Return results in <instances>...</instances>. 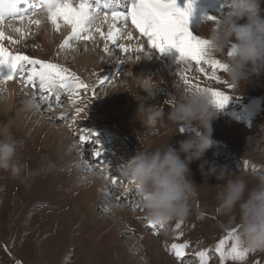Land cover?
<instances>
[{
  "label": "rangeland",
  "instance_id": "obj_1",
  "mask_svg": "<svg viewBox=\"0 0 264 264\" xmlns=\"http://www.w3.org/2000/svg\"><path fill=\"white\" fill-rule=\"evenodd\" d=\"M132 1L121 0L120 5L126 8L120 12H128ZM216 2L223 4L224 8L217 5L218 8L214 9V6L194 0V12L190 17L193 21L189 24L193 35L206 36L208 28L215 23L207 17L218 19L226 13L228 0ZM187 3L188 0H177V7L185 8ZM261 8L264 9V4ZM35 10V15L29 17H39L42 22L28 29L25 25L23 31H27L19 50H15L18 43L7 48L13 53L58 63L76 73L90 88L79 91L80 99L76 104L67 91L60 89L59 94L63 91L66 95L56 103L57 97L53 98V93L50 109L49 106L44 107L39 99L45 93L40 94L38 88L27 87L20 74L5 80L19 83L25 91L33 92L30 98L37 101L38 109L29 111L28 118L23 110L10 102L8 90L0 82V128L8 127L16 139L24 142L19 160L31 169H39L38 175L25 176L22 173L19 177L0 171V264H201L197 255L201 251L206 253L207 264H264V252H249L243 260H232L230 257L222 259L216 251L217 244L228 237L232 229H236V235H239V227L222 215L217 207L216 197L222 182L214 176L201 174L199 165L202 160L190 165L192 179L199 185L198 195L191 201L190 214L162 227H149L140 207V197L130 186V181L120 174V169L140 149L166 147L169 143L178 148L180 141L203 133L195 123L178 129L177 125L165 120L148 127L137 118L140 103L163 107L165 112L171 109L180 89H188L181 79V69L186 65L175 59L173 61L179 65L175 72H171L173 68L168 74L155 76V79L147 71L142 85L135 78L128 77L136 61L134 49L121 56V50L112 44L108 45L110 52H104L102 62L107 63L108 56L114 60L121 57L122 64L113 67L107 63L109 69L104 72L97 65L86 67L81 61L84 63L86 58L91 61L98 55L94 47L89 45L87 48L86 42L81 44L83 40H79L71 42V47L61 48L60 45L70 36L69 25H61L60 31L55 33L59 40L57 44L49 39L44 42L41 31L46 19L44 21L43 18L49 13L43 6L35 7ZM10 21L13 23L15 19ZM101 30L106 34L108 27L101 26ZM61 31L67 35H60ZM93 35H97V39L100 34L94 31ZM106 41L94 42L102 48ZM118 43L123 44L124 41L121 39ZM147 48L142 54L144 59L155 51L150 45ZM166 54L173 59L172 52ZM154 55L159 59L166 58L161 53ZM226 56L227 53L214 55L224 63ZM204 67L210 70L209 65ZM0 70L5 76L9 72L6 66ZM172 74L174 77L171 78ZM186 74L193 83L213 87L230 97L223 108H218L217 116L212 120L213 143L203 159L227 166L233 175L250 180L254 175H264V67L258 65L247 83L238 86L229 81L226 72L222 73L226 83L209 80L203 73L195 71ZM153 85L169 88L161 93L156 89L149 95ZM127 107L131 110L122 112ZM76 108L84 109L79 116ZM62 114L67 119L61 120ZM85 130H91V134ZM82 135L88 136V143L80 140ZM113 145L117 154L116 158L114 155L110 157L117 164L113 163L108 168L106 163H101L104 158L93 160L97 152L94 148L98 150L95 146L106 152ZM97 170L106 172L102 178L111 186L110 191L102 192V183L93 176ZM108 177L117 178L118 183L113 185ZM57 202L61 205H56ZM133 204L138 207L134 208ZM177 224H180L179 228ZM172 243H188L182 260L175 257L170 248ZM234 243V238L227 239L224 251L230 250Z\"/></svg>",
  "mask_w": 264,
  "mask_h": 264
},
{
  "label": "clouds",
  "instance_id": "obj_2",
  "mask_svg": "<svg viewBox=\"0 0 264 264\" xmlns=\"http://www.w3.org/2000/svg\"><path fill=\"white\" fill-rule=\"evenodd\" d=\"M262 4L264 0H228L226 13L202 37L209 41L210 55L227 53L226 75L233 85L246 84L258 65L264 67ZM24 105L29 111L38 109L33 98L26 99ZM217 112L214 98L196 88L182 89L167 112L163 107L140 103L137 118L144 126L153 127L167 120L179 129L195 123L203 133L180 141L178 148L169 143L166 147L140 149L124 164L120 174L130 181L140 197V207L148 221L163 226L190 214L191 201L199 188L192 179L190 165L202 160L201 174L222 182L216 197L217 207L238 225L241 246L249 252H264V175H254L250 180L233 175L227 166L203 159L212 147V120ZM23 148L24 142L16 139L8 127L0 128V171L16 177L22 173L38 175L39 169H31L19 160Z\"/></svg>",
  "mask_w": 264,
  "mask_h": 264
},
{
  "label": "snow or ice",
  "instance_id": "obj_3",
  "mask_svg": "<svg viewBox=\"0 0 264 264\" xmlns=\"http://www.w3.org/2000/svg\"><path fill=\"white\" fill-rule=\"evenodd\" d=\"M26 3H28V0H0V25L3 24L6 18L23 20L25 16L35 15L36 10L31 5L27 8L20 7V5ZM193 4L194 0H188L185 8H179L177 7V0H134L127 13L113 11L110 14L98 15L93 10L89 0H78V3H76V0H42V6L47 8L49 20L57 31L61 27V21L71 28V34L60 45L61 48L71 47L73 41L92 40L95 31L102 38L127 53L129 48L119 44L118 41L124 39L125 36L129 40L133 39L132 32L125 31L130 21L140 35L147 38V42L153 50H158L163 54L173 48L176 49L180 54L179 60L186 65L185 68L181 69V79L186 87L206 91L214 98L216 106L223 108L230 98L229 95L213 87H201L199 83H193L186 74L189 71H195L203 73L209 80L219 83L227 82L222 79V73L227 71V64L210 55L208 52L209 41L193 35L189 29ZM101 16L103 19L98 24L97 20H100ZM207 19L215 22L217 18L209 16ZM29 22L36 25L41 23L40 20H30ZM104 23L108 24L106 34L101 30V25ZM9 27L11 26L9 25ZM13 30L23 32L21 28H14ZM5 39L18 43V41H13L12 37L6 36L3 30H0V41ZM104 50L110 52L107 44H105ZM143 50V46L135 49L137 52ZM229 55H231V52H229ZM204 65H209L210 70L206 69ZM5 66L9 69V72L6 76L0 72V82L11 80L17 74H20V78L27 85L38 88V91L42 93H48L58 85L67 91L73 104H76L80 99L79 91L81 89L87 90L90 88L76 73L70 72L68 68L60 64L13 53L3 43H0V68ZM25 71H27L26 77L24 76ZM218 72L221 75H218ZM39 99L48 101V106L51 109L52 101L48 95H41ZM83 110V108H76V115L79 116ZM60 119L65 120L67 117L62 114ZM85 131L91 134V130ZM80 140L84 143L89 142L88 136L84 135L80 137ZM99 155L100 151L97 150L96 156ZM108 178L112 180L113 185L118 183L117 179ZM125 195H127V192ZM121 202H123L122 198ZM133 207H138V205L133 204ZM149 227L156 228L157 225L149 222ZM179 227L180 224H177V228ZM236 231V229H232L228 237L217 244L216 251L220 253L222 259L230 257L232 260H243L248 255L249 251L241 246ZM229 238H234L235 243L230 250L225 252L224 245ZM187 247L188 243H172L170 246L178 260L185 257ZM197 255L201 259V264H207L205 252H198Z\"/></svg>",
  "mask_w": 264,
  "mask_h": 264
},
{
  "label": "bare ground",
  "instance_id": "obj_4",
  "mask_svg": "<svg viewBox=\"0 0 264 264\" xmlns=\"http://www.w3.org/2000/svg\"><path fill=\"white\" fill-rule=\"evenodd\" d=\"M40 1V3H42V0H39ZM77 1V0H76ZM128 1H132V0H128ZM217 0H208V2L206 3L209 7H213L214 6V9H215V6L218 8V6H217V2H216ZM34 2H36L35 0L31 3V4H33ZM133 3H134V1H132ZM77 3V2H76ZM223 4H221V6H222ZM132 6V5H131ZM20 7L22 8V5H20ZM41 7V6H40ZM39 7V8H40ZM108 10H115V8H116V10L115 11H120L121 10V6H117L116 4H113V3H110V4H108ZM126 7H123V9H125ZM131 8V7H130ZM130 8H129V6H128V8L127 9H129L130 10ZM181 8V7H180ZM216 8V9H217ZM126 9V10H127ZM221 9V8H220ZM194 12V11H193ZM217 12H220V10H218ZM124 13H127V12H124ZM215 14H218V13H215ZM46 16H45V18H43V20L44 19H46V23H45V27H44V29L41 31V36L43 37V40H44V42H46L48 39L50 40V42L52 43V41L53 42H56V44L58 43V38H57V36H55V33L56 32H58L55 28H54V26H53V24L51 23V21L49 20V16L47 15V14H45ZM191 16H193V15H191ZM103 19V17H101L100 18V20H97V23L98 24H100L101 23V20ZM10 20H12V19H10ZM10 20H7V19H5V21L3 22V24L2 25H0V30H4V32H5V34H6V36H10V37H12V40L13 41H18V44H16L17 46H16V48H15V50H19L22 46H21V44H20V42H21V40L23 39V37L25 36V30L26 29H28V28H30L31 26L32 27H34V24L35 23H30L29 21L31 20V21H35V20H40L41 22H42V19H40L39 17H29V16H25V18L23 19V20H21V19H19V18H16L15 19V21L12 23ZM45 21V20H44ZM191 21H193V20H190V22ZM28 24H29V26H28ZM60 24L61 25H64V26H66V24H64L63 22H60ZM190 24V23H189ZM9 25L11 26V27H9ZM25 25H26V29L23 31V32H16V31H14L13 29L14 28H21L22 30L24 29V27H25ZM191 25V24H190ZM101 26H106V27H108V24L107 23H104V24H102ZM41 30V29H40ZM27 31V30H26ZM60 31V30H59ZM68 31V30H67ZM126 32L127 31H131L132 32V35H133V39L132 40H129V39H127V37L125 36V38L124 39H122L123 41H124V43H123V45H125L126 47H128L129 49H134L133 50V58H134V56L136 57V61L133 63V65H132V67H133V70L131 71V73L129 74V78L130 77H133V78H135V80H137L138 82H140L142 85L143 84H145L144 82L146 81L145 80V74L147 73V71H150L151 72V74H150V76H151V78H154L155 76H159V75H161V74H168L169 73V70H171V69H173L174 71H171V72H175V70H176V68H178V66L175 64L176 63V61H173V60H175V59H179V55L180 54H178L177 55V53H178V51L176 50V49H171V50H169V51H167V52H172L173 54H174V56H173V59H170L171 58V56L169 55H167L166 53H163V55H165L166 56V58L165 59H159V58H157V56L156 55H154V54H156V53H160L158 50H155V51H153V52H150L149 54H147V58H142V54H143V51H145V47L147 48V45H149L148 44V42H147V38L146 37H143V36H141L140 35V33H139V31L137 30V29H135V27L133 26V25H131V23H130V21H129V26H128V28L125 30ZM61 34L60 35H64V36H66L67 34H65L64 32H60ZM34 34V33H33ZM70 34H71V32H70ZM97 35H94V39H92V40H87V41H82L81 42V44L82 43H85L86 42V47L88 48L89 47V45H91V46H93L94 47V49L96 50V52H98V55H95V56H93L92 58H91V61H89V59L88 58H86L85 60H84V63H82V61H81V64H83V65H85L86 67H88V65H97L98 66V68L102 71V72H104V71H106L107 69H109V67L108 66H106V64L108 63V64H110L111 66H113V67H116V65H120V64H122L123 63V61H122V58L121 57H119L117 60H114L112 57H110V56H108L109 58L107 59V63H103L102 62V59H103V55H104V52H105V45L101 48V47H99L98 46V44H95V42L94 41H96V40H100V43L101 42H103L104 40L106 41V39H104V38H102L101 37V35H99V37H97V39L95 38ZM38 39L40 38V37H37ZM66 38V37H65ZM67 38H68V36H67ZM109 41H106V43L105 44H107V45H112L111 44V42L110 43H108ZM0 43H3L4 44V46L5 47H11L12 45H13V42L12 41H9V40H7V39H5V40H3V41H0ZM140 46H143L144 47V50L143 51H141V52H137V51H135V49L136 48H139ZM116 49H118V47L116 46L115 47ZM147 49H149V48H147ZM151 50H153V49H151ZM150 50V51H151ZM125 52H123V51H120V54H121V56L122 55H125L124 54ZM75 58V62L77 63V61H76V57H74ZM134 60V59H133ZM164 62V63H161V62ZM125 62V61H124ZM128 64V62L126 63V65ZM130 64V63H129ZM76 65V64H75ZM131 65V64H130ZM130 65H129V67H130ZM163 65V66H162ZM126 67V66H125ZM168 67H170V69H168ZM0 72H1V70H0ZM152 73H155V75H152ZM175 74V73H174ZM174 74H172V75H170V77L172 78V77H174ZM176 76V75H175ZM148 77V76H147ZM155 79V78H154ZM165 83V82H164ZM168 83V82H167ZM3 86H4V88H6L7 90H8V96H9V100H10V102L11 103H13V105L16 107V108H20L21 110H23L24 111V114H27V116L26 117H30V112H29V110H27L26 108H25V105H24V102H25V100L26 99H28V98H30L31 96H33L32 94H33V92H27V91H25L24 89H22L21 87H20V85H19V83L18 84H16V83H14V82H12V81H5V82H3V83H1ZM173 84V83H172ZM168 87V86H167ZM166 86H164V88H163V86L161 85V86H154L153 85V88L151 89L152 91H156V89H158L159 90V93H161V91H163L165 88H167ZM169 88V87H168ZM167 88V89H168ZM179 89H180V87H179ZM183 89V88H182ZM182 89H180V90H182ZM109 92V91H108ZM108 92H107V94H108ZM175 92V91H174ZM30 93H31V95H30ZM62 93V92H61ZM159 93H157V94H159ZM170 93H172V91L170 92ZM179 94V93H178ZM25 95V96H24ZM173 96H174V94H172ZM107 96V95H106ZM106 96H105V98H106ZM104 98V99H105ZM177 98V97H176ZM57 99V98H56ZM103 99V100H104ZM19 100H22V101H19ZM51 101H52V97H51ZM104 101H106V100H104ZM39 102V101H38ZM47 104H48V101L46 102ZM47 104H44V107H47L48 105ZM131 105V104H130ZM126 110H131V108L129 107H127L125 110H123L122 112H126ZM130 112V111H129ZM60 128H62V127H60ZM61 131H63L64 132V130L63 129H61ZM153 135H156L155 133L153 134ZM96 148H98V150L100 151V152H102L103 151V149L100 147L99 148V146H95ZM97 151V149H95L94 148V151ZM211 150V149H210ZM94 161H95V159H94ZM106 171L108 172V170L106 169ZM104 175H106V172H104V171H99V170H97L94 174H93V176H94V178H98V180H99V182H101L102 183V185L103 186H101L102 187V192H108V191H110V185H108V183H106V181H105V179L104 178H102ZM80 176V175H79ZM92 176V175H91ZM92 176V177H93ZM80 177H82V176H80ZM16 180V179H15ZM18 180V179H17ZM13 184V183H12ZM14 185V184H13ZM5 187V186H4ZM89 187V186H88ZM9 191H11V190H9ZM6 196V195H5ZM87 200V199H86ZM88 201V200H87ZM32 203V202H31ZM52 204V203H51ZM50 204V205H51ZM56 205H61V203H59V202H57V203H55ZM35 206V205H34ZM51 207H53V205L51 206ZM37 208V207H36ZM124 209V208H123ZM37 212V211H36ZM40 223V222H39ZM230 223V222H229ZM103 226V224L102 225H100L99 226V228L97 227V229L99 230L101 227ZM52 255V254H51Z\"/></svg>",
  "mask_w": 264,
  "mask_h": 264
}]
</instances>
